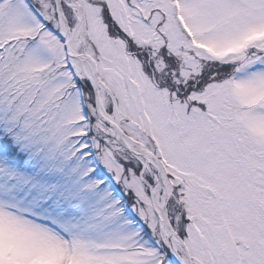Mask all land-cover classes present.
<instances>
[{
	"label": "snow or ice",
	"instance_id": "snow-or-ice-1",
	"mask_svg": "<svg viewBox=\"0 0 264 264\" xmlns=\"http://www.w3.org/2000/svg\"><path fill=\"white\" fill-rule=\"evenodd\" d=\"M0 264H264V0H0Z\"/></svg>",
	"mask_w": 264,
	"mask_h": 264
}]
</instances>
